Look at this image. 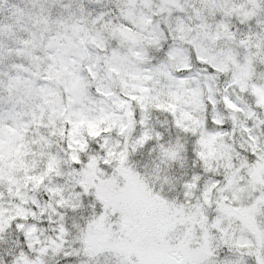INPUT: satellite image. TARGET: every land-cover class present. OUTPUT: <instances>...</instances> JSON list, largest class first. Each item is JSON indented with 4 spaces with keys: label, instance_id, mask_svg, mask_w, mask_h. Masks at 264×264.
I'll return each instance as SVG.
<instances>
[{
    "label": "snow or ice",
    "instance_id": "snow-or-ice-1",
    "mask_svg": "<svg viewBox=\"0 0 264 264\" xmlns=\"http://www.w3.org/2000/svg\"><path fill=\"white\" fill-rule=\"evenodd\" d=\"M0 264H264V0H0Z\"/></svg>",
    "mask_w": 264,
    "mask_h": 264
}]
</instances>
